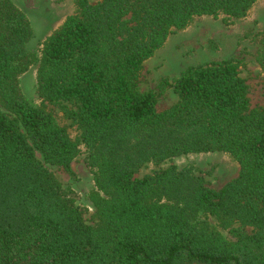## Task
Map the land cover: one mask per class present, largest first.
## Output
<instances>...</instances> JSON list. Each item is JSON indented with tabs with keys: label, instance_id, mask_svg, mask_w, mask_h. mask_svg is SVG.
<instances>
[{
	"label": "trees",
	"instance_id": "obj_1",
	"mask_svg": "<svg viewBox=\"0 0 264 264\" xmlns=\"http://www.w3.org/2000/svg\"><path fill=\"white\" fill-rule=\"evenodd\" d=\"M257 1L74 0L77 13L37 59L28 17L0 0V264H264V108L250 109L238 60L163 81L177 102L161 112L155 94L139 90L144 63L169 36L195 17L229 25ZM260 46L264 89V31ZM37 63L39 97L61 106L79 143L22 92L20 76ZM79 144L93 175L94 225L43 164L69 172ZM204 153L231 156L237 177L218 190L191 168L135 177L147 163ZM201 215L251 232L229 241Z\"/></svg>",
	"mask_w": 264,
	"mask_h": 264
},
{
	"label": "rangeland",
	"instance_id": "obj_2",
	"mask_svg": "<svg viewBox=\"0 0 264 264\" xmlns=\"http://www.w3.org/2000/svg\"><path fill=\"white\" fill-rule=\"evenodd\" d=\"M28 17L33 29V37L28 49L37 59L45 41L57 32L66 18L77 13L74 0H12ZM95 4L98 0H88ZM264 31V0H258L248 15L226 25L219 19L195 17L184 30L168 37L165 44L148 59L141 72L139 90L144 93L152 91L156 96V109L164 111L177 102V96L170 87L161 88L163 81L171 82L189 66H196L211 61L235 58L239 62L241 77L249 88L250 109L264 108L263 75L257 63L261 49L260 36ZM38 63L19 78L24 95L34 104L43 105L52 114L56 122L66 129L69 138L78 142L80 132L76 125L67 119L60 105L43 102L37 92L36 72ZM0 111L6 113L0 106ZM88 150L78 145V153L70 164V171L43 163L56 177L64 195L73 201L81 212L87 225L96 224L95 209L90 193L95 190L93 175L87 166ZM39 161L41 155L36 153ZM170 166L179 170L191 168L197 176L202 177L205 185L214 190L237 177L239 166L228 154L204 153L188 154L172 158L162 163H147L135 175L140 179ZM200 220L210 224L227 240L235 241V230L251 232L250 228H240L237 224L223 227L212 215L200 216Z\"/></svg>",
	"mask_w": 264,
	"mask_h": 264
}]
</instances>
